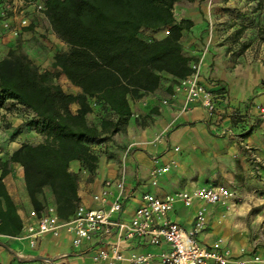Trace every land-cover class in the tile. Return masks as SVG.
Masks as SVG:
<instances>
[{
  "label": "crops",
  "instance_id": "0c3cea01",
  "mask_svg": "<svg viewBox=\"0 0 264 264\" xmlns=\"http://www.w3.org/2000/svg\"><path fill=\"white\" fill-rule=\"evenodd\" d=\"M245 2L197 0L193 6H181V11L175 13L177 21L191 19L194 23L189 31H183V51L192 58L191 65L198 66L201 80L217 92L219 111L211 115L198 103H186L184 94L177 91L179 81L163 74L155 92L130 100L132 115L119 131L90 141L99 159L92 178L79 161L70 163L71 171L78 173L81 179L78 195L82 204L88 208L99 207L95 196L104 190L106 181L116 180L122 172L131 196L122 214L126 220L131 219L146 193L164 197L179 191L215 185L229 188L230 184H236L240 195L248 194L255 205L264 204V36L253 33L250 37L245 33L248 28ZM160 30L162 32L158 33L162 36L156 39L168 33L166 28ZM18 44L45 70H54V56L68 51V45L55 34L47 17L41 15L31 17L27 28H20L16 20L0 21V60ZM60 76L65 92L81 93L65 75ZM94 106L98 107L95 101ZM78 108L76 103L71 105L74 112ZM89 120L100 128L98 115L90 114ZM4 156L0 147V161L6 160ZM10 168L4 181L25 227L33 222L30 213L34 208L23 167L12 163ZM157 168L167 170L156 175L154 185L153 172ZM112 191L117 194L115 188ZM46 193L51 192L46 190ZM228 208L201 202L189 207L177 204L170 220L190 229L197 212L206 209L207 225L198 240L204 245L222 240V247L233 260L244 259L241 232L248 228L249 212ZM263 214L264 209H255L256 220L250 226L261 225ZM72 239V235L62 229L57 236L37 237L35 246H31L24 228L17 236L0 234V264H49L39 257L56 259L58 264H102L93 261V254L99 248H110L115 240L109 238L74 248ZM166 250V245L155 246L136 239L130 242L127 253L158 255ZM252 252L262 261L248 264H264V247L254 245ZM65 254L68 257L62 258Z\"/></svg>",
  "mask_w": 264,
  "mask_h": 264
},
{
  "label": "trees",
  "instance_id": "16d2710c",
  "mask_svg": "<svg viewBox=\"0 0 264 264\" xmlns=\"http://www.w3.org/2000/svg\"><path fill=\"white\" fill-rule=\"evenodd\" d=\"M180 1L196 0H46L45 15L68 45L54 56V70L40 69L20 45L0 60V109L9 101L27 109L33 114L29 125L44 136L0 163V234L17 236L24 228L4 181L12 163L23 167L34 210L39 215L45 210L49 190L58 217L68 221L81 203V179L70 163L79 161L92 178L99 159L90 141L119 131L132 115L130 100L155 92L163 74L180 81L194 72L181 43L194 23L175 18ZM163 28L168 33L162 39L141 37L143 30ZM61 74L81 93L65 92L57 82ZM94 108L101 114L100 128L89 120Z\"/></svg>",
  "mask_w": 264,
  "mask_h": 264
},
{
  "label": "built area",
  "instance_id": "2783aa9c",
  "mask_svg": "<svg viewBox=\"0 0 264 264\" xmlns=\"http://www.w3.org/2000/svg\"><path fill=\"white\" fill-rule=\"evenodd\" d=\"M46 0H0V21L16 20L20 28L31 25V17L41 15L46 17ZM194 72L187 78L180 80L177 91L184 94L186 103H198L209 114L219 111V96L216 91L208 88L199 76L197 65L192 66ZM167 103V101H164ZM260 161L258 156H254ZM167 168H157L156 175ZM113 188L117 194L114 195ZM113 196L114 198H110ZM233 194L225 186H208L192 191H179L164 197L146 193L131 219L122 218L124 205L131 197L127 192L124 172L116 180H108L104 190L95 196L97 208H88L80 203L74 216L68 220H61L55 207L49 212L45 210L39 215L35 210L30 213L33 222L24 227L25 238L35 246L36 238L45 234L59 235L66 229L72 235L74 248H81L86 244L102 242L115 238L110 248H99L92 259L102 264H248L250 259H236L222 247V240L204 245L198 240V235L207 225L205 209H200L195 217L194 225L187 229L170 220V214L177 204L192 206L195 202L209 205L225 204ZM143 240L150 245H166L167 250L158 255L127 253L130 242ZM245 255V252H242ZM68 257L67 254L61 256ZM51 259V258H49ZM49 264H58L56 259L46 260ZM252 261H262L258 255H253Z\"/></svg>",
  "mask_w": 264,
  "mask_h": 264
},
{
  "label": "rangeland",
  "instance_id": "374dc122",
  "mask_svg": "<svg viewBox=\"0 0 264 264\" xmlns=\"http://www.w3.org/2000/svg\"><path fill=\"white\" fill-rule=\"evenodd\" d=\"M194 4L195 2H177L174 5V14H177L181 11V6H193ZM244 16L248 23V28L245 30V33L250 34V37L253 33L262 34L264 36V0H246ZM158 32L161 33L162 31L143 30L141 32V37L145 40L150 41L152 39H155L156 37L162 36ZM45 63L46 59L43 57V64ZM40 69L45 70L41 67ZM57 82L61 84V76L59 77ZM93 113L101 116L99 109H97V111H94ZM32 117L33 114L30 113L27 109L15 106L10 101L7 102V106L3 108V110H0V147L3 148V153L5 154L4 157L7 158L9 156V153L17 150L24 143H31L33 145H36L38 141L42 140V137L44 138V136L38 133L33 126L29 125ZM1 162L2 161H0V163ZM239 169L240 167L238 166L237 170ZM246 186L247 185H245V187ZM229 189L233 194L232 198L228 200V202H226L227 204L225 203L220 205H225L229 208L234 207V209L239 208L248 210V228L242 230L241 232V236H243L242 243L243 245H245V247H242V252H245V260L250 259V262L255 263L254 261H252L253 255L255 254L252 252L254 245L264 247V214L260 218L262 224L258 227L253 228L251 227L252 225L250 226V223L253 224L256 220L254 217L255 209L263 210L264 204L255 205L254 199L250 198L248 194L240 195L237 192L236 184H230ZM44 198L47 204L46 210L49 212V209L51 207H54V198L51 194L47 195V193L45 194Z\"/></svg>",
  "mask_w": 264,
  "mask_h": 264
},
{
  "label": "water",
  "instance_id": "95a60500",
  "mask_svg": "<svg viewBox=\"0 0 264 264\" xmlns=\"http://www.w3.org/2000/svg\"><path fill=\"white\" fill-rule=\"evenodd\" d=\"M38 259H46V260H50L51 261V259H49V258H41V257H39Z\"/></svg>",
  "mask_w": 264,
  "mask_h": 264
}]
</instances>
